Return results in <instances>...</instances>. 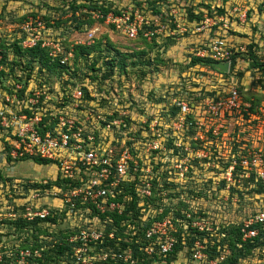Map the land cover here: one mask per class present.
Here are the masks:
<instances>
[{"label":"built area","instance_id":"obj_1","mask_svg":"<svg viewBox=\"0 0 264 264\" xmlns=\"http://www.w3.org/2000/svg\"><path fill=\"white\" fill-rule=\"evenodd\" d=\"M119 10L118 14H104L101 10L92 13L98 21L112 25L129 40L138 39L142 31L149 40L167 31L162 22L156 24L157 18L146 16L134 4ZM239 17L244 22L246 14L240 13ZM227 23L226 17L205 15L195 32H202L209 25H220L223 31H228ZM39 44L49 50L50 58L61 57V64L73 57V52L67 53L60 42L55 43L49 37L34 34L24 42L26 48ZM54 44H58L57 49ZM249 51L248 46L236 47L224 36L204 42L196 50V57L229 64L227 73L219 69L211 71L212 78L221 82L225 90L217 97L203 98L200 89L191 94L192 89L183 91L171 83L166 93L153 96L156 103H152L151 111L148 104L135 99L124 88L130 84L119 87L117 79L106 80L102 92L94 85L99 81L92 87L85 83L91 92V99L86 100L81 84H64L66 74L57 77L59 82L54 83L53 77L48 79L46 70L43 76H38L36 69L26 79L27 72L18 67L12 72L11 65L1 64L0 72L6 70L8 74L0 77V161L14 164L42 160L55 169L52 182L57 185L49 186L50 180L13 181L14 194L27 198L22 199V207L12 196H8L10 202L0 203V231L10 223L46 220L67 212L74 220H81L79 227L74 226L79 231L68 238L69 242L78 243L74 264H96L110 258L124 264H138L132 248L97 251L105 241L116 240L115 231L106 232L107 223L113 222L107 214L121 215L127 203L137 199L140 223L127 225V233L136 239L135 244L143 255L141 260L167 264L166 259L175 252L180 234L193 238V243L172 264H229L232 246L224 239L231 236L229 228L239 223L240 240L236 246L243 249L245 244H251L253 249L236 264H264V208L236 223L225 220L218 223L204 209L179 206L181 189L188 188L195 198L196 183L214 179L211 154L216 150L207 148L206 140L221 141L225 148L230 136H235L231 128L254 135L256 130L251 126L264 125V103L254 107L240 88L252 90V84H258L262 78L260 71H250ZM254 52L264 64V49L254 47ZM2 57L0 53V61ZM240 73L254 82L244 85L243 78H238ZM188 84L191 88V83ZM174 109H178L176 117H172ZM256 137V144L260 145L252 151L249 147L233 146L221 181L236 183L253 178L254 183L264 184V133ZM157 191L160 203L149 205L147 200ZM43 197V201L52 197L60 202L36 205ZM102 215H107L105 220ZM140 230L146 243L138 234ZM5 244L4 250H0V263L6 257L11 264H39L37 260L42 258L39 249Z\"/></svg>","mask_w":264,"mask_h":264},{"label":"rangeland","instance_id":"obj_2","mask_svg":"<svg viewBox=\"0 0 264 264\" xmlns=\"http://www.w3.org/2000/svg\"><path fill=\"white\" fill-rule=\"evenodd\" d=\"M71 1L72 0H0V50L5 51V45H7V43L9 45V42L15 49H18L16 46L18 42L22 45L23 49H25L26 47L24 46V42L27 38H30L35 34L41 35L44 38L49 37L51 40H54L55 43L60 42L63 47L69 49H75L76 46H89L94 44L98 49L103 51V55H105L104 57L117 55V51L127 55L135 52L134 56L128 60V65L124 71L126 73L122 72L123 70H120V64L117 65V63H115L113 65L114 75H116L117 80H122L125 76L124 81H126L123 82L122 85H130H127V87L124 88L129 90L135 99H141L144 104H148V110L150 111V103L155 102L153 96L156 93H166L169 85H171V83H178L177 81L178 79L180 80L181 77L191 76L194 78L193 80H196L197 82L199 81V83L204 86L206 82L203 81L207 80V76L209 77L211 75L210 79L213 80L208 79V84L212 82L213 85H216L217 83V81L212 78L214 75V73H211L212 68L189 67L190 59L195 57L193 56V53H195L198 46L192 45L190 47L189 44L186 45V42L183 43V40L187 39L189 41H194L195 38H193V36L198 35L197 39L199 38L201 39L200 41L206 42L215 37L222 36L225 32L229 42L236 47L248 46L249 48V46L253 44L257 45L259 50L264 49V12L261 13L255 8V3L259 5V2L264 3V0H199L200 2L191 0L190 3L194 6L202 2H207L209 5H213L215 3L219 6L224 5L229 12V15L232 17L231 19L227 18L229 23H227V27H229L230 32L223 31L221 28L216 29L213 28V25H209V27H207L204 31L196 33L195 29L198 25L193 24L194 26H190L185 19L186 15L184 12L179 11V9L174 6L171 8L170 13L166 12V17L164 18L166 23L161 20V16L154 17L155 19L157 18L155 20L156 24L161 22L163 24L165 23L164 25L167 27V31L165 33H170V19H174L172 22L180 25L178 31L172 32L173 35L176 34L171 36L174 39L167 36V38L163 37L166 34H161L155 40L138 38L133 41L127 39L125 35L118 32L114 27H112V25H108L107 23H104V21H98L93 13H90V11L87 10L88 8L83 9V12L88 14L79 12L81 21L88 23L87 27H78L76 21L69 24V19H71L70 14L72 11L70 9ZM89 1V5L93 6L98 4H108L114 11L119 10L120 8L126 9L130 5H136L138 4L137 2H141L140 0ZM166 1L164 4V10L168 9L170 2L173 3V0H169V3ZM174 1L183 5L185 4L184 0ZM79 3H84V0H78V4ZM199 7L200 9H203L204 4L199 5ZM250 9H255V12L253 14H248ZM240 13L246 14L244 22L240 21ZM220 25H223V23H220ZM233 26L238 27V29H234ZM185 30L189 35L184 39L185 36H181L180 34L183 32L186 33ZM92 34L93 36L91 37ZM179 39L180 42H177ZM57 45L58 44H54L53 47H56L57 49ZM186 49L190 52L186 51ZM6 51L9 52L15 50L9 49V51ZM69 52H72V50ZM8 59L9 61H12L8 63L10 65H19L20 63H24L23 65H26L28 63V58L26 56L22 57L21 54H14L12 52ZM105 62L107 61H103L101 66V73L103 74H106L105 70L108 67ZM213 64L212 67H214ZM97 67H99V65H97ZM110 67L112 68V66ZM73 75H68L67 79H70ZM48 79L51 80L52 77ZM108 79H111V77ZM89 80L86 81L87 84L91 82V79ZM243 80L246 85L248 82L253 81V78L250 80V77H243ZM53 81L54 83L59 82V80H57V76H53ZM70 81H74V83L78 85L84 80H79L77 78H73L72 80L71 78ZM110 81H114V79ZM90 86L92 87V85ZM252 88L254 90L252 89L250 92H259V87ZM91 90H93V88H91ZM151 106L154 105L151 104ZM263 126V124L260 125L261 128L251 126V129L256 130V134L254 135H252L251 132L240 133V130L237 128H231V134H234L235 136H230V141L227 142L225 148L221 141L214 143L213 141L206 140L205 145L207 148L216 150L215 154H211V159L214 160V169H211L213 171L214 179L211 182L196 183V191L197 193H202L201 197L196 196L193 198L188 188L181 189L180 191H183V193L179 196V202L182 201L188 204L190 202V207L204 209V211L209 212V216L218 223H221L224 220L236 223L244 219L245 216L248 217L253 212L263 209L264 196H260L261 198L254 196V194L248 192L247 189H244L241 183H226V186L224 187L222 186L223 181H221L223 177L222 175L225 174L226 171L224 170V167L227 165L226 163L232 153L233 146L236 144V147H249L250 151L257 149L256 146H259L260 144H256V136H262L264 133ZM215 145L220 147H215ZM34 162L35 161L33 160H25L14 164H6L4 167L0 165V183L3 182L5 186L9 183L8 187L0 188V203L8 200L10 202L11 199L8 198V196H12L18 205L20 203L19 207H22V203H24L22 199H26L27 196H16V194H14L15 189L11 187V185L14 180L16 181V179L41 182L52 180L50 177L52 176V170H54V168L50 164L42 166H39V164L36 166V162ZM53 183L57 185V182ZM231 184H237L239 187L238 190L240 192H245V194L241 193L243 198H241L240 192H236L234 196L230 194ZM38 188H44V186L38 185ZM44 197L41 198V200H38L36 205L38 204L39 206H42L44 204ZM49 199L52 203L49 202L50 204L48 205H57L60 202L58 199L52 197ZM66 213L67 212H65V215ZM53 219H55V221H51L40 226V229L42 230V233H39L40 241H45L52 237V235L70 229V227H79L81 225V220L76 221L69 215H66L63 218L62 216H58L56 214ZM95 226H99L98 222ZM10 233H12L11 230L8 234ZM24 233L25 234L19 232L17 235L14 234L11 238L8 237V234H3L2 240H5L11 246L19 245L18 247H20L21 242L26 239L25 236H27L29 232ZM29 238L31 241L35 242V239H33L34 237H31L30 235Z\"/></svg>","mask_w":264,"mask_h":264},{"label":"trees","instance_id":"obj_3","mask_svg":"<svg viewBox=\"0 0 264 264\" xmlns=\"http://www.w3.org/2000/svg\"><path fill=\"white\" fill-rule=\"evenodd\" d=\"M141 2H137L138 4H136L135 6L139 7L141 9V11L148 17H155V16H161V20L163 22L164 18L166 17V12L170 13L171 8H173L174 6L177 7L179 9V11H183L184 14L186 15V18H188V20L190 22H194L195 25H200L203 20L205 15H207L208 17H212V18H218V17H226L228 19H231L232 17L229 15V12L227 11L226 7L223 6H219L216 3L213 5H209L208 3H200L196 6L192 5L190 2L191 0H184L185 4H180L177 1L173 0V3L170 2L169 0H140ZM165 1L169 3V7L167 10H164L165 6ZM172 1V0H171ZM259 2V1H256ZM260 4L258 5L257 3H255L256 9L257 11L263 13L264 12V3L263 2H259ZM90 1L89 0H84V3H79L78 4V0H72L70 3V9L71 14H70V18L69 19V24L73 23L74 21L77 22V26L78 27H87L88 23L82 22L81 21V17L79 12L84 13L83 9L84 8H88L87 10L91 12H94L96 10H101L102 13L104 14H108L110 12L113 13H120V10H116L114 11L111 7H109L108 4L104 5V4H98V5H89ZM204 4L203 9H200L199 5ZM263 8V10H262ZM253 12L254 10H249L248 14L250 12ZM236 12V11H235ZM84 14H88V13H84ZM149 14V15H148ZM55 18V17H52ZM171 23L169 25V32L172 33L174 31H178V27H177V23L172 22L174 19H170ZM102 21V20H100ZM103 22V21H102ZM166 23V22H165ZM164 23V24H165ZM152 28H154V26H152ZM213 28L219 29L221 28L220 25L219 26H214ZM147 29V27H144V30ZM228 31L230 32V29H228ZM183 36H188V33H182ZM185 34V35H184ZM165 35V34H162ZM227 34H225V32L222 34V36L226 37ZM160 35H156L153 39L155 40L156 38H158ZM173 36V35H172ZM164 37V36H163ZM170 37L172 39H174L173 37ZM166 37V38H167ZM139 38H145L143 36V31L140 33ZM6 40V39H5ZM137 40V39H136ZM7 41V40H6ZM133 41V40H131ZM167 41V40H166ZM201 43V41H200ZM11 43L9 42V45L7 43V45H5L6 50L9 51V49H14L15 51H9L7 52L6 50H0V53L3 55L2 60L0 61V65L1 64H8L12 61H9L8 57L10 56L11 52L14 54H21L22 57L26 56L27 59V64L23 65L24 63H20L19 65L16 64H11V71L13 72L15 67H18V69H21L25 72H27V76L26 79H29L32 74H34V71H36L37 69V75L38 76H43L44 74V70H46V73L49 75L48 78L53 77V76H63V74L68 75H73V78H77L79 80H84L83 82H81V89L84 93V96L86 98V100L91 99V92L89 90V87H87V85H85L86 81L91 79L90 85L94 84V82L99 81L98 84H94L96 88H98L99 92L103 91V86L105 84L106 80H116V75H114V71H113V65L115 63L120 64L119 68L120 70H123L122 72L125 71L126 66L128 65V60L134 56L135 52H132L130 54H124V53H120L119 51H117V55H114L112 57H104L105 55H103V51L101 49H98L94 44L93 45H89V46H76L75 49H69V48H65L66 52L68 53L70 50H72L73 53V57L70 58V60L65 63V64H61V57H56V58H50L49 57V50L47 48L42 47V44H39L36 47L33 48H25L23 49L22 45H20V43L18 42V44H16V46L18 47V49H15L12 47V45H10ZM202 44V43H201ZM198 46V45H197ZM254 47L257 48V45H253L251 44L249 46V55L250 58L252 60L251 63V68L250 71L256 73L259 72L262 75L261 80L258 82V84L254 83L252 84L253 86H259V92H250L251 90L246 91V87L241 86V90L242 93L244 94V97L247 101H250L254 107H258L260 105H262V103H264V64L262 63L261 59L255 55L254 52ZM202 48V47H201ZM199 49V48H198ZM197 50V49H196ZM196 52V51H195ZM193 56H195V53H193ZM103 61H107L105 62V64L108 66L106 68V74L101 73L102 70V62ZM99 63V64H98ZM214 63V61H212L211 59H202V58H198V57H192L190 59V68H197V67H206L211 69L212 71H218L216 68L212 67V64ZM136 64V63H134ZM10 65V64H9ZM97 65H99V67H97ZM25 66V67H24ZM112 66V68L110 67ZM256 69H258V71H255ZM8 71L4 70L2 72H0V77H3L5 75H7ZM45 73V74H46ZM126 73V72H124ZM183 76V75H182ZM185 76V75H184ZM244 76V73H240L239 74V80H241ZM109 77H111V79H108ZM146 77V76H145ZM211 75L208 77L207 76V80L202 79L203 82H206V84L203 86L201 83H198L197 81H194L191 76L189 77H181L180 80L178 79V83H176V86H180L182 88L183 91H188L189 89H192V91H189V93L191 94H195L196 92H194L195 89H200L201 94L203 96V98H206L207 96L210 97H217L219 96L218 93L222 92L223 89H225V87L223 86V84L221 83H216V85H213V83H209L208 84V79H210ZM24 78V77H23ZM22 78V79H23ZM70 79H67V77L63 76V82L65 85H73L76 86V84L73 82H71ZM125 76L121 79L118 80V86L122 87V83L125 82L124 81ZM196 79V78H195ZM201 80V79H198ZM213 80V79H210ZM90 81V80H89ZM189 83L191 88H189ZM111 90L114 89L113 85L110 88ZM110 94V93H108ZM254 98V99H253ZM172 117H176L177 113H178V109H174L172 110ZM36 163L40 164V165H47L46 162L36 159L34 160ZM50 185L51 186L53 184L52 180H50ZM241 183L242 186L244 187V189H247L248 192H250L251 194H254V196H264V184L263 183H254L253 178L251 179H244L242 182H236ZM237 184H231V190H230V194L232 196H234V194L236 192H240L238 190V185ZM222 186H226V182H222ZM238 190V191H237ZM191 193V191H190ZM243 193L245 194V192H240V194ZM158 191L155 193V196L152 197L151 199L147 200V203L149 205L155 206L157 205V203L160 201V199L158 198ZM196 196L201 197L202 193H196ZM241 198H243V195H240ZM261 198V197H260ZM160 203V202H159ZM179 206L180 207H184V208H189L190 207V202L185 203V202H179ZM110 215L113 219V222H108L106 225V232H111V231H115V235H116V240L115 241H105L104 245H100L97 248V251L99 252H105V251H110L111 249H115V251H123L129 248H132L134 251V256L137 258L138 260V264H150L148 261H144L141 260L143 258L142 253L140 252L139 248L137 247V245L135 244L136 239L131 237V234H129L128 231V226L129 224H135L136 226H138L139 222V217L141 216L139 213V210L137 209V199H134L132 202L127 203V208L125 210V212L121 215L115 213V214H107ZM107 215H102V218L105 220ZM59 216V215H58ZM60 216H62L63 218L66 216L65 213H61ZM180 216V215H179ZM204 216H207L204 214ZM247 216H245L246 218ZM53 222L55 221V219H53V217H49L46 220H40L38 219L35 222H26V221H19L16 223H10L8 224V226L3 227V230H7V231H0V250H4L5 247V240H2V236L3 234H8V232H11L10 234H8V237L11 238L14 234H18L19 232H22L23 234H25L24 232H29L27 234V236H25V240H23L21 242V249H32V250H36L39 249L41 251L42 254V258L38 259V263L39 264H74V250L75 248L78 246V243H71L68 241V238L75 234L76 232H78V228H72L70 227V229L58 232L57 234L52 235V237H50L47 240H41L39 239V233H42V230L40 229L41 225H44L45 223H49V222ZM57 221V219H56ZM58 222V221H57ZM14 226H11L13 225ZM1 226V224H0ZM1 228V227H0ZM238 228H239V223H236L235 225H232V227L229 228V234L231 236H228L227 239L224 240H228L230 242V246H232V254H231V258H230V262L229 264H236L238 262V260L244 256H246L247 254H249L252 249L253 246L251 244H245L243 249H239L236 246V243L239 242V233H238ZM139 236L143 238V242L146 243V240L144 239V232L142 230L139 231ZM31 235V237H34L33 239H35L33 241L30 240L29 236ZM119 238H121V240H119ZM178 238V244L176 246L175 252L172 253L167 259V264H172L175 263L176 261H178L179 258V254L184 252L185 249L189 250V247L192 246L193 243V238L191 237H183L182 235L178 234L177 235ZM5 241V242H4ZM4 242V247H1V243ZM185 242V243H183ZM0 264H11L10 261L5 257L3 263ZM96 264H124L123 262H118L116 260H113L112 258H110L108 261H101L99 263Z\"/></svg>","mask_w":264,"mask_h":264},{"label":"crops","instance_id":"obj_4","mask_svg":"<svg viewBox=\"0 0 264 264\" xmlns=\"http://www.w3.org/2000/svg\"><path fill=\"white\" fill-rule=\"evenodd\" d=\"M195 1H196V2H200L199 0H195ZM202 3H203V2H202ZM205 3H207V2H205ZM255 8H256V7H255ZM251 10H254L253 12H252V11L250 12V13L253 14V13L255 12V9H251ZM185 19H186L187 23H188L190 26H194V25H193L194 22H190V21L188 20V18H185ZM178 21H179V20H178ZM233 27H234V29H236V28L238 29V27H235V26H233ZM190 28H192V27H190ZM186 33H187V32H186ZM164 34H166L164 37H166V36H170V35L172 36V35H173L172 33H164ZM240 34H242V33H240ZM174 35H176V34H174ZM174 35H173V36H174ZM180 35L183 36V34H180ZM184 35H185V34H184ZM188 35H189V34H188ZM197 36H198V35H194V36H193V38H195L194 41H189V40L185 39V38H187V37H184L185 40H183V43L186 42V45L189 44L190 47H191L192 45H194V46H195V45H198V47H197L196 49L201 48L202 45L204 44V42L201 41V43H202V44H201V43H200V40H201V39H199V38L197 39ZM177 42H180V39H179V41H177ZM177 42H176V43H177ZM186 45H185V46H186ZM186 51L190 52L188 49H186ZM167 82H168V81H167ZM219 82H220V81H219ZM220 83H221V82H220ZM244 85H245V84H244ZM248 85H249V82H248V84H246V86H248ZM224 90H225V89H223V91H224ZM223 91H222V92H223ZM151 104H152V102L150 103V107L152 108ZM157 107H158L157 109H160V108H161V106H157ZM154 110H156L155 107H154ZM24 161H25V160H24ZM22 162H23V161H22ZM34 163H35V162H34ZM0 165H2L3 167L6 166V164L1 163V161H0ZM35 165L37 166V165H39V164L35 163ZM39 166H42V165H39ZM55 173H56L55 169L52 170V176H51L50 178L55 179V176H56ZM16 180H19V179H16ZM14 181H15V180H14ZM37 182H39V181H37ZM8 184H9V183H8ZM3 185H5V184H4L3 182H1V183H0V188H1ZM44 202H45V203H48V204H49V202L52 203L51 200H45Z\"/></svg>","mask_w":264,"mask_h":264},{"label":"water","instance_id":"obj_5","mask_svg":"<svg viewBox=\"0 0 264 264\" xmlns=\"http://www.w3.org/2000/svg\"><path fill=\"white\" fill-rule=\"evenodd\" d=\"M213 66L216 69H219V70H221L222 72H225V73H227L229 71V64L228 63H225V64L214 63Z\"/></svg>","mask_w":264,"mask_h":264}]
</instances>
